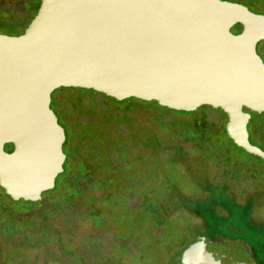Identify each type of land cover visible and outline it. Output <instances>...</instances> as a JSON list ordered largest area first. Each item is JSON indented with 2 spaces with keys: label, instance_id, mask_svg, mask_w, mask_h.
Listing matches in <instances>:
<instances>
[{
  "label": "water",
  "instance_id": "water-1",
  "mask_svg": "<svg viewBox=\"0 0 264 264\" xmlns=\"http://www.w3.org/2000/svg\"><path fill=\"white\" fill-rule=\"evenodd\" d=\"M259 42L264 14L232 0H40L22 33H0V186L29 200L54 187L65 160L50 107L60 87L177 111L217 107L228 131L246 136L243 108L264 111ZM179 261L258 264L246 240L222 235H198Z\"/></svg>",
  "mask_w": 264,
  "mask_h": 264
},
{
  "label": "trees",
  "instance_id": "trees-1",
  "mask_svg": "<svg viewBox=\"0 0 264 264\" xmlns=\"http://www.w3.org/2000/svg\"><path fill=\"white\" fill-rule=\"evenodd\" d=\"M33 1L28 0V4L31 6ZM232 1L244 3L251 11L264 14V0ZM12 6L10 5V8ZM38 6L27 20L21 19L18 22H22L26 28ZM2 13H8L7 5L3 7L0 14ZM5 25V19H0L1 30ZM240 28L241 25L237 23L232 30L238 32ZM23 31L24 29L19 34ZM66 89L70 92L61 102H57L56 98L51 102V107L58 115V123L65 129V140L62 145L65 153L63 171L57 175L54 187L42 192L39 199H22L23 204L37 206L31 208L33 213L28 218L29 227L36 236H26L25 242L42 243L45 240L56 239L62 233H56L49 223L50 218L63 216L67 220L72 219L75 215L73 209L78 200L87 197L88 193L90 205L86 211L96 222H103V228L109 226L107 222L109 208L113 210L122 204L121 201H130V194L138 185L132 175L124 173L136 162H143L150 168L147 179L155 183L158 195L163 194L168 198V205L158 208L151 204L149 196L144 195L140 206L129 207L132 211L130 210V213L121 220L133 233L137 221L155 216V228L150 234L159 240L158 242L148 240L146 245L140 244V247L131 254V249L127 250V245L132 242L134 244L135 241H125L118 236L114 247L108 253H104L109 259L115 257L113 260L115 263H109L108 259L104 264H123L121 257L124 255L130 256L131 264L135 262L154 264L153 254L150 255L147 250L156 245L161 248L159 253L165 256L163 264H175L180 252L198 236L193 234L194 238L190 241L188 237L183 238L181 241H186L179 246V243L175 242V237L181 235L183 230L187 227L189 229L192 225L215 227L216 224L219 227L214 231L216 233L229 223L242 229V233L251 243L248 242L256 262L264 264L263 203L248 199L240 202L228 193V186L233 182L237 184L264 182V158L255 153V148L264 152V111L256 107H244L243 110L250 114L247 119L246 136L237 137L226 131L225 113L217 107L202 105L194 111H177L160 106L155 101H143L133 97L117 100L92 89L72 87ZM96 101H100L105 109L98 107ZM128 103L141 106L120 114L119 111L125 109ZM149 104L151 106L149 110L153 111V115L148 121L156 124L158 128L156 134L145 129L144 124L134 114L136 109ZM210 108L215 111L217 115L212 114L217 118H209L205 110ZM230 135L241 144V147L234 144ZM90 140L92 143H88ZM187 143L193 145L194 149L201 150L203 157L215 165L217 173L213 179L209 180L201 172L194 171L198 164L197 161L190 159V152L183 148ZM137 146H149L152 151L148 155L132 157L131 152ZM167 150H172V154L165 157L164 153ZM117 171L123 175L120 191L115 188L113 190V187L108 188L114 186V179L110 174ZM192 177L195 178L194 184L190 182ZM191 185L204 189L203 194L183 195L181 191L192 189ZM6 200V193L0 186V230L9 239L11 236L20 235L18 224L23 219L18 217L13 226L12 222L6 221L10 204H7ZM97 203L108 205V210L98 211ZM178 208L186 210L188 215L194 217H189L187 221L178 218L174 219V222H169L165 216L166 212ZM227 214L230 217H226ZM195 217L200 219L198 224L192 222ZM88 240L92 242L87 243ZM99 241L100 237L90 236L83 244L85 250L69 256L88 260L87 257L91 254L95 255ZM171 243L176 244V247H171ZM93 262L97 263L96 260Z\"/></svg>",
  "mask_w": 264,
  "mask_h": 264
},
{
  "label": "rangeland",
  "instance_id": "rangeland-1",
  "mask_svg": "<svg viewBox=\"0 0 264 264\" xmlns=\"http://www.w3.org/2000/svg\"><path fill=\"white\" fill-rule=\"evenodd\" d=\"M14 3V4H13ZM261 4L262 1H260ZM12 4L14 6H12ZM39 4V0H34L32 5L30 6L28 4V0H0V13L3 10L4 6H8V13H2L0 14V19H5L6 25L3 27V29H0V33L8 34V35H17L22 29H25L22 22H18L21 19H26L30 17L31 14L34 13V10L37 8ZM10 5L12 8H10ZM37 12V11H36ZM36 14V13H35ZM33 18V17H32ZM31 18V19H32ZM29 23V22H28ZM24 27V28H23ZM258 54L261 56V58L264 61V45L263 43H258L256 46ZM66 89V87H60L55 90H62ZM54 90V91H55ZM53 91V92H54ZM64 93V92H63ZM62 93V94H63ZM65 94L63 95V97ZM98 104L97 106L100 108L105 107L100 103V101H96ZM85 103L91 104L88 101H85ZM138 103V102H136ZM141 105L134 104V103H128L125 109L122 111H119V113H125V111L139 107ZM151 108L150 104L142 107L140 109H136L134 112L135 117L144 124L145 129L152 133H158V128L156 127V124L154 122H149L148 119L150 116L153 115V111L149 110ZM203 111V109H202ZM207 111V112H206ZM206 113H208L209 118H217L214 114L215 111L213 109L205 110ZM214 113V114H212ZM217 115V114H216ZM225 117H227L225 115ZM226 131L228 132V127H225ZM149 132V133H150ZM140 134L142 135L141 131ZM231 136V135H230ZM234 144L236 146H240L241 144H238L236 140L233 138V136L230 137ZM88 143H92V140H90ZM241 147V146H240ZM5 148L8 150V145H5ZM185 150L190 152L189 157L190 159L197 161L198 167H195L194 171L196 173H202L209 180L213 179L214 175L217 173L215 165L210 161L205 159L203 156V153L201 150L194 149L193 145H190V143H187L183 147ZM245 149V147H244ZM152 149L149 146H137L134 151L131 152L132 157H138L142 155H148L151 153ZM84 152V150H82ZM89 151H86L88 153ZM172 154V150H167L164 153V156L168 157ZM153 157V156H152ZM150 168L147 166V163L143 162H136L133 164L129 170L124 174L132 175L137 181L138 185L134 188V191L130 194V201H121L122 204H119L115 209H110L108 205H103L102 203H97L96 209L100 212H105L109 208V214H108V224L106 228H103V222H96L86 211L87 206L90 205V202L88 200L89 193L87 194V197L84 196L82 200H78L76 206L73 209V212H75V215L72 219L67 220L63 216H54L50 218L49 223L52 226V228L56 231L59 236L56 237L54 240H45V242H25L26 236L31 235L32 237L36 236V233L34 231H31L29 227L28 218L31 216V213H33V210L31 208L37 207L36 205H29V204H23L22 199L29 200L28 198H25L22 194L18 195H12L6 191L4 187H1L3 191L6 193L7 197V204H8V210L6 214V221L12 222V226L14 225V221L16 219L22 218L19 225V233L16 237L11 236L9 239L8 237L3 234V232L0 230V264H94L93 261L96 260L97 263L95 264H104L106 261H108V256L104 255V253H108L109 250H111L112 247H114V244L116 243L118 236L124 238L126 241H135L137 244L135 245V242L133 244L130 243V245H127L128 249L130 250L131 254L134 253L135 249L140 247V244L146 245L148 240H152L153 242H158V238H156L154 235H151L150 233L155 228V216H149L144 221L139 220L134 225V231L132 233V229L127 227L125 223L123 222L124 216H127L130 213V208H134L137 205L140 206V202L143 200V196L147 195L149 196V199L152 200L151 204L154 206L161 208L168 205V198L165 195L157 194V189L155 187V183L149 181L148 178V172ZM112 179H114V186H108V188L113 187V190L120 191L121 189V182L123 175L117 171L116 173L110 174ZM200 176V175H199ZM190 182L192 184L195 183V178H191ZM192 189H183L181 193L185 196H190L192 193L196 194H203L204 189H198L197 186L191 185ZM115 188V189H114ZM228 193L236 197V199L240 202L244 201L245 199H248L250 201H259L262 202L264 205V182L262 183H230L228 186ZM47 196V194H45ZM89 202V203H88ZM12 203V204H11ZM85 203V204H84ZM130 207V208H129ZM144 207V205H143ZM142 207V208H143ZM132 211V210H131ZM152 211V210H151ZM150 211V212H151ZM147 212V211H143ZM117 216V217H116ZM166 219L169 222H174V219L178 218H184L186 221L189 220V217H194L191 215H188L186 210H183L181 208L174 209L170 212H166ZM226 217H230L229 214L226 215ZM192 222L194 224H198L200 222L199 218H193ZM124 224V225H123ZM10 226V225H9ZM11 227V226H10ZM216 228H219L218 225L215 224V227H206L201 225H192L183 230L181 235H177L175 237V242L180 243L185 242L186 240L181 241L183 238L188 237L189 241L192 240L194 237L193 234L196 235H209L211 236L214 231H216ZM104 229V230H103ZM160 232V230L158 231ZM117 233V236H115ZM90 236H96L100 237V243L96 246L97 250L94 253L91 254V256L86 258H76L75 256H69L73 255L75 253L81 252L82 250H85L83 248V244L85 243V240L90 238ZM136 239V240H135ZM92 242V240H88L87 243ZM189 243V242H188ZM191 243V242H190ZM176 247V244L171 243V247ZM88 247V246H87ZM147 247V246H146ZM156 247V248H155ZM152 249H148L150 255L152 256V262L154 264H163V261L165 259V256L161 255L159 251H161L160 246L156 245ZM92 249V248H91ZM67 250V251H66ZM68 253V254H67ZM181 255V252H180ZM95 257V258H93ZM115 257H111L109 259V263H115L113 261ZM180 256L178 261L175 264H180ZM121 262L123 264H131L130 256L124 255L121 257ZM133 264H140L139 262H135Z\"/></svg>",
  "mask_w": 264,
  "mask_h": 264
},
{
  "label": "flooded vegetation",
  "instance_id": "flooded-vegetation-1",
  "mask_svg": "<svg viewBox=\"0 0 264 264\" xmlns=\"http://www.w3.org/2000/svg\"><path fill=\"white\" fill-rule=\"evenodd\" d=\"M259 43H263L264 42H259ZM58 89V88H57ZM64 92V93H63ZM70 91L68 89H62V90H55L54 92L51 93V101H50V107H51V102L54 98L57 99V102H61L63 100V95H67ZM63 93V94H62ZM52 108V107H51ZM53 109V108H52ZM54 110V109H53ZM55 111V110H54ZM55 114L57 115V113L55 112ZM57 120H58V115H57ZM65 131V129H64ZM8 145V151L11 150V145L10 144H6ZM4 149L7 150L4 146ZM56 181V179H55ZM219 235L222 236H229V237H240L244 240H246L247 242L250 243L249 239L246 238V236L242 233V229L237 227L236 225H234L233 223H229L227 224L223 230L218 231L216 233H214L213 235H211L210 237L212 238H217ZM251 244V243H250Z\"/></svg>",
  "mask_w": 264,
  "mask_h": 264
}]
</instances>
